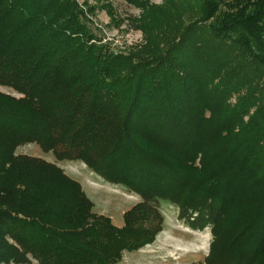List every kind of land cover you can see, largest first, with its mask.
I'll return each mask as SVG.
<instances>
[{
	"label": "trees",
	"instance_id": "16d2710c",
	"mask_svg": "<svg viewBox=\"0 0 264 264\" xmlns=\"http://www.w3.org/2000/svg\"><path fill=\"white\" fill-rule=\"evenodd\" d=\"M163 1L190 22L154 55L152 30L138 51L103 42L88 0H0V87L20 94L0 89V264H118L163 203L211 226L199 264H264V0ZM28 143L56 161L15 154ZM59 161L138 195L124 225Z\"/></svg>",
	"mask_w": 264,
	"mask_h": 264
},
{
	"label": "rangeland",
	"instance_id": "374dc122",
	"mask_svg": "<svg viewBox=\"0 0 264 264\" xmlns=\"http://www.w3.org/2000/svg\"><path fill=\"white\" fill-rule=\"evenodd\" d=\"M83 3L84 0H78ZM153 6L142 7L129 0H88L92 6L88 13L94 32L103 42L116 51H138L148 48L149 30L157 33L162 41L152 53L158 54L170 36L178 34L190 22L188 14H181L176 4L163 0H150ZM161 45V47H160ZM145 57L144 53H141ZM3 92L19 97L11 89L0 87ZM15 154H27L55 162L51 152H44L36 143L19 146ZM58 164L72 178L78 180L93 200L95 212L110 216L118 226L124 225V213L140 198L120 185L106 182L81 161H59ZM164 229L156 240L137 251L126 252L118 264H199L210 251L213 240L211 226L195 229L187 219L179 216V208L163 203Z\"/></svg>",
	"mask_w": 264,
	"mask_h": 264
},
{
	"label": "crops",
	"instance_id": "0c3cea01",
	"mask_svg": "<svg viewBox=\"0 0 264 264\" xmlns=\"http://www.w3.org/2000/svg\"><path fill=\"white\" fill-rule=\"evenodd\" d=\"M85 190V189H84ZM90 197V196H89ZM94 210H95V207H94ZM32 264H37L36 262H33Z\"/></svg>",
	"mask_w": 264,
	"mask_h": 264
}]
</instances>
